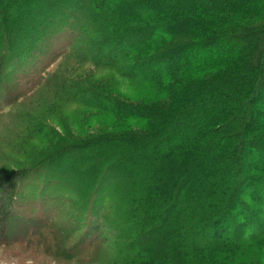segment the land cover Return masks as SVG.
I'll list each match as a JSON object with an SVG mask.
<instances>
[{
	"label": "trees",
	"instance_id": "obj_1",
	"mask_svg": "<svg viewBox=\"0 0 264 264\" xmlns=\"http://www.w3.org/2000/svg\"><path fill=\"white\" fill-rule=\"evenodd\" d=\"M1 1L0 31L11 3L35 9L34 15L27 11L34 20L41 14L56 21L55 6L48 8L46 0ZM56 1L64 16L60 38L71 33L74 6L86 2ZM88 1L91 9L81 16L87 26H81L68 56L127 82L153 84L150 102L103 100L110 114L143 124L146 131L77 139L36 165H59V172L74 175L75 184L68 179L49 186L74 193L68 208L86 215L81 230L66 215L69 226L58 228L52 217L45 225L28 215L20 219L21 182L36 167L0 177V245L18 243L23 226L32 231L24 239H37L45 256L63 262L74 261L75 250L84 255L93 242L94 248L109 244L90 237L89 230L96 232L90 213L101 197L123 200L124 193L108 191L111 176H123L131 184L125 190L136 185L140 192L122 214L133 221L126 241L134 231L136 239L122 250L111 248L115 264H264L236 256L252 247L264 250V0ZM2 43L7 52L13 41ZM6 59L0 61V76ZM125 166L131 175L121 169ZM150 175L154 183L140 188ZM49 200L39 202L49 206ZM108 225L109 237L121 240ZM204 235L212 240L203 241Z\"/></svg>",
	"mask_w": 264,
	"mask_h": 264
},
{
	"label": "rangeland",
	"instance_id": "obj_2",
	"mask_svg": "<svg viewBox=\"0 0 264 264\" xmlns=\"http://www.w3.org/2000/svg\"><path fill=\"white\" fill-rule=\"evenodd\" d=\"M1 2L6 3L7 0ZM34 2V0L28 1L29 4ZM46 2L48 8L55 6L53 13L55 22L48 21L41 14L37 20H34L28 16V12L34 15L35 9L33 11L11 3L7 8L9 15L5 19L7 25L0 31V61L7 58V65L0 76V177L36 167L28 171L30 175L21 182L23 189L21 197L19 196L20 203L18 202L21 207L18 213L20 219L28 215L32 221L36 220L45 225L52 217L50 223H54L58 228L69 226L64 219L66 215L72 218L81 230L86 215L81 218L80 212L68 208L69 203L76 199V197L71 199L74 193L67 190L58 193L49 186L56 181L66 182L68 179L75 184L77 182L74 175L59 172V165L57 167L36 165L59 147L77 139L83 140L107 133L112 135L144 133L145 125L113 116L109 113L111 108H107L103 100L114 98L121 99L125 103L133 100L137 103L150 102L156 96L153 93L155 88L148 81L127 82L109 71L75 63L74 58L68 54L73 53L72 48L76 49L78 45V40L76 41L75 38L81 33V26L85 28L87 26L85 18L82 17L88 14L91 4L85 0L86 4L83 2L78 7L74 6V24L70 25L71 33L63 32L59 34L60 38H56L57 32L61 30L57 27L61 28L63 25L64 16L60 14L56 0H46ZM0 21L4 23L3 19ZM3 23L0 22V28ZM25 26L32 29L27 30ZM2 40L13 41L7 47V52ZM76 91L81 97L73 96ZM83 102L95 104L97 107L84 105ZM99 104L105 106V110H101ZM250 155L252 152H248L246 160ZM121 169L128 172V166ZM127 174L131 175V173ZM152 177L153 175H150L148 181L140 188L145 189L153 184L155 180ZM84 180L87 181L85 178ZM114 182H117V187ZM127 184L123 176H111V182L108 184L109 194L122 192L123 200H114V195L101 197L94 202L96 203L94 211L90 213L92 216L89 224L95 223L96 229V232L89 230L90 237L109 244L94 248L98 244L92 240L94 247L87 249L84 255H81L82 251L75 250L78 257L72 262H63L45 256L36 246L37 239H24L32 231L28 226H23L21 230L23 237L18 240L19 244L0 245V264H103L106 262L115 264L118 260H112L115 254L113 255L111 248L117 245L118 250H122L123 245L130 242L126 241L128 239L126 233L130 229L127 227L133 223L132 219L131 222L127 221L129 218L122 214L126 212L128 204L134 203L135 200H132L131 196L139 192L136 190L138 188L136 185L128 191L125 190V186L131 185ZM253 188L258 190L256 185H253ZM49 198H56V202L59 200L58 204L52 203ZM32 199H37L38 203L34 204ZM45 199L49 200V206H41L39 201ZM98 209L102 212L99 213L100 215ZM62 210L63 212L59 213ZM260 215L264 218V209ZM108 224L114 225V231L118 233L117 237L121 236V240L116 241L113 236L109 237L113 235V231ZM131 235H134L130 237L132 246V242L136 239V231ZM201 238L206 242L212 240L205 235ZM77 240L78 238L74 239V243ZM236 256L240 259L246 258L247 261L249 258L260 261L264 259V250L260 247H252L237 253Z\"/></svg>",
	"mask_w": 264,
	"mask_h": 264
}]
</instances>
